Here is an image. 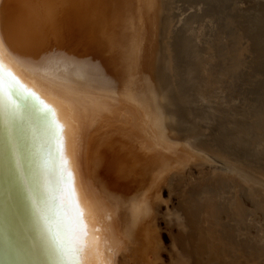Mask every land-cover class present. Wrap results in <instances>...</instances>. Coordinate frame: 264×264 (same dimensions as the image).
Masks as SVG:
<instances>
[{
    "label": "bare ground",
    "instance_id": "obj_1",
    "mask_svg": "<svg viewBox=\"0 0 264 264\" xmlns=\"http://www.w3.org/2000/svg\"><path fill=\"white\" fill-rule=\"evenodd\" d=\"M241 3L0 0V111L11 96L29 142L16 194L0 169L4 264L161 263L162 188L187 162L257 194L264 212V81L241 111L202 98L218 72L205 46L224 37L245 51ZM258 10L246 28L264 30ZM254 40L264 61V34ZM257 238L264 251V229Z\"/></svg>",
    "mask_w": 264,
    "mask_h": 264
},
{
    "label": "rangeland",
    "instance_id": "obj_2",
    "mask_svg": "<svg viewBox=\"0 0 264 264\" xmlns=\"http://www.w3.org/2000/svg\"><path fill=\"white\" fill-rule=\"evenodd\" d=\"M237 1L242 3L232 11L237 18L234 31L238 33L244 26L240 40L245 51H233L224 37L216 46H205L207 62L216 65L218 72L208 79L210 85L202 98L212 104L228 100V108L241 111L264 81L260 66L264 61L251 50L254 38L264 34L263 26L246 28L245 14L258 9L264 14V9L259 0ZM242 66L248 69L247 76H228L229 70H242ZM162 194L156 216L165 249L159 264H264L257 238L264 229V212L257 194L195 162L184 163L162 188Z\"/></svg>",
    "mask_w": 264,
    "mask_h": 264
},
{
    "label": "snow or ice",
    "instance_id": "obj_3",
    "mask_svg": "<svg viewBox=\"0 0 264 264\" xmlns=\"http://www.w3.org/2000/svg\"><path fill=\"white\" fill-rule=\"evenodd\" d=\"M28 154L29 142L19 117L18 105L11 96H6L3 110L0 111V169L7 168L8 189L13 194L18 192V181L27 173L23 164Z\"/></svg>",
    "mask_w": 264,
    "mask_h": 264
},
{
    "label": "water",
    "instance_id": "obj_4",
    "mask_svg": "<svg viewBox=\"0 0 264 264\" xmlns=\"http://www.w3.org/2000/svg\"><path fill=\"white\" fill-rule=\"evenodd\" d=\"M0 264H4V263L0 260Z\"/></svg>",
    "mask_w": 264,
    "mask_h": 264
}]
</instances>
